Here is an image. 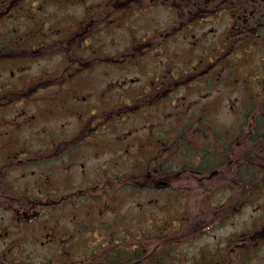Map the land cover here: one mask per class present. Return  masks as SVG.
Listing matches in <instances>:
<instances>
[{
	"label": "rangeland",
	"instance_id": "374dc122",
	"mask_svg": "<svg viewBox=\"0 0 264 264\" xmlns=\"http://www.w3.org/2000/svg\"><path fill=\"white\" fill-rule=\"evenodd\" d=\"M102 1L105 0H64L60 3H46L41 9L38 8L36 22L41 28V38L44 41L41 45L37 44L31 56L23 61L0 65V97L5 91L11 90L12 84L20 89L25 88L24 81L37 84L33 87L36 88L35 91L28 94L30 99L22 96L17 103L9 102L10 105L0 107V132L10 131L2 139L3 142L28 145L35 151L52 140L58 144L77 131L82 124H79V119L83 120L87 113L94 114L97 111L95 109L106 99V88L112 87L111 91H115L117 86L125 89L127 86H143L149 82V75L169 70L171 65L173 68L192 66L204 54L205 47L213 44L218 46L226 32L227 21L223 18L208 20L205 17L202 23L191 24L184 32L178 33V29L176 33L173 29L177 16L172 13V9H147L135 17L136 21H123L113 27V31L109 32L107 29L99 32L93 39L97 52L106 54L123 48L131 38H148L153 36L155 28L161 30L158 40H164V44L157 50L148 52L138 69L131 67L122 71L97 66L86 76L71 81L64 87L63 83L55 85L58 78L54 79L52 72L59 71L62 68L61 61L66 60L63 52L65 46L60 42L63 27H74L84 17L85 7ZM14 20L12 16L8 19V25L2 27L4 36L22 31L16 28ZM20 22L18 20L17 24ZM88 49L86 54H91L92 48ZM249 50L253 52L252 49ZM236 55L237 53H233L226 58L233 60ZM253 58L257 62L256 57ZM239 71L243 70H232L233 75L237 76L235 73ZM46 72L50 74L46 76ZM256 80L257 75L252 72L245 76L242 85L250 92H255ZM246 93L247 91L238 96L232 89L221 86L209 91L197 90L196 93L179 90L173 98L166 101V105L155 110L161 119V127L157 131L167 133L168 129L181 130L182 123L195 114L193 110L196 105L205 106L210 121L220 129H234L233 126L241 118L238 112L241 107H244L243 119H262L263 112L255 110V107L254 112L248 111L251 103L248 95L252 94ZM12 97L14 96H9ZM252 97L255 104L264 103V97ZM113 98L120 100L121 95L113 93V97L107 96L108 103ZM3 101L7 102L8 99ZM200 110L202 108L197 109V112ZM120 118L116 115L114 123L108 120L105 128H101L99 134L91 138L97 144L94 148L83 145L75 153L60 160L37 166L23 165V169L16 168L9 174L7 190L15 197L21 194L40 199L49 196L58 201L61 195L87 186L98 178V173L100 178L103 172L112 178L111 182L116 186L115 191L108 195L101 192V200L97 202L86 203L81 200L76 205H53L50 212L42 214L46 217L37 221L29 230L20 228V234L24 236L22 246L19 245L18 249L17 246L9 248V240L3 230L0 232V261L3 264H34L48 260L60 249V242H51L50 237L63 235L66 226L72 227L78 222L87 224V220H92L94 226L89 224L83 233H78V237L69 240L82 249L76 258L87 254L94 256L87 260L88 263L94 259L103 264L101 259L105 260L109 255L106 256L108 251H101L102 248L115 247L116 241H120L121 245L122 236L148 237L149 228L156 226L161 234L162 230L167 233L165 235L171 241L169 251L173 264L203 263L204 256L212 257L214 262L216 256L219 257L224 252L225 262L229 264H264V233L251 237L254 231H261L264 227V187L257 191H243V198H240V186H235L240 174L239 166L243 164L242 157L248 155L253 139L245 136L241 146L238 138L229 142L230 150L224 156L223 166L215 168L219 172L210 176L209 180H203L201 176L182 167V164H189L190 159L169 156L164 159L167 176L172 178L167 188L155 190L132 187L125 190L122 183L126 182L130 172L133 173L137 160L144 157L140 150L142 143L137 140V136L146 137L154 127L144 119ZM3 126L7 128L3 129ZM224 135L232 136L231 133ZM215 160L218 158H212L208 162L215 165ZM115 179L119 180L114 181ZM261 181L264 182V176H261ZM234 194L238 202L253 194L254 199L239 210H234L239 206L238 202L234 204L233 210L222 209L221 205L228 198L233 199L234 203ZM88 205L92 206L91 210H88ZM4 206H0V227L8 225L11 219L10 208ZM159 218L163 220L160 223L163 228L151 226L154 221L159 222ZM177 218L179 219L176 221ZM208 222L210 228L208 226L205 230ZM17 236L13 234L11 239L16 240ZM146 246L156 249V243ZM250 255L252 257L248 259ZM220 260L223 262V257ZM74 264L82 263L77 260Z\"/></svg>",
	"mask_w": 264,
	"mask_h": 264
},
{
	"label": "flooded vegetation",
	"instance_id": "af4514ba",
	"mask_svg": "<svg viewBox=\"0 0 264 264\" xmlns=\"http://www.w3.org/2000/svg\"><path fill=\"white\" fill-rule=\"evenodd\" d=\"M60 1L64 0H0L1 66L4 63L23 61L26 57L31 56L37 44L41 45L44 39L41 38V28L38 27L36 22L38 18L36 11L46 3L54 4V2L60 3ZM165 7L172 9V13L177 16L175 28L173 29L176 33L178 29H180L178 33H182L191 24L202 23L205 17L208 20L210 18L218 20L223 18L227 21V24L226 32L219 42L220 44L218 46L214 44L206 46L204 54L200 55L198 61L192 66L173 68L171 65L169 70L149 75V82L143 86H127L126 89L123 86H117L118 89L115 91H111L112 87L106 88L104 92L106 99L95 109L97 111L94 110V114L87 113L83 120L79 119V124H82L77 131L68 137H61L63 139L58 144H55L52 140L35 151L28 145L3 142L2 139L10 131L0 132V206L6 205L4 207L10 208L11 213L9 224L2 225L0 232L4 230L3 234L9 240L10 249L13 246H17V249L19 245L22 246L21 241L24 234H20L22 231L20 228L29 230L37 221L46 217L42 214L50 212L53 205H76L81 200L86 201V203L97 202L101 200V192H106L107 195L111 191L114 192L116 184L109 181L110 176L108 174L104 175L103 172V175L99 178L98 173V178L87 184V186L65 193L60 196L61 198L58 201H55L49 196H43L40 199L35 198L33 195L21 194L15 197L7 190L9 189L7 187L9 174L16 168L23 169V165L37 166L48 161L60 160L75 153L83 145L91 149L94 148L97 144L91 138L96 137L101 128H105L107 125L105 123L108 120L114 123L116 115L121 117L120 120H131L133 117L144 119L145 122H149L154 127L146 137L137 136V140L142 143L140 144V150L144 157L140 161V166L134 168L133 171L139 172L141 179L139 181L135 179L134 182L126 180L124 183L125 190L132 187L156 189L164 184L168 186L172 182V178L168 177L169 175L165 171L164 159L166 157L188 158L191 165H203V168H206V159L212 158V155L217 158L225 156L228 149L230 150L228 143L238 138V143L241 146L245 136L253 139V145L251 150L248 151V155L242 157L243 164L239 166L240 174L235 186H240V192L243 190H258L259 179L264 176V103L262 105L255 104L252 95L256 99L264 97L262 96L264 91V37H262L264 30V0H105L94 3L92 6L85 7L84 17L74 27H63L60 42L65 46L63 52L66 60L61 61L62 68L59 71L52 72L54 79H61L55 85L63 83L64 87L67 83L86 76V74H89L88 72L97 66H106L122 71L131 67H134L132 68L134 70L138 69L148 52H153L154 49L157 50L158 47L160 48L164 44V40H158L161 30L155 28L153 36L148 38H131L123 48L106 54L98 53L94 48V36H98L99 32L107 29L109 32L113 31L112 28L122 24L123 21L125 23L132 19L136 21L137 18L135 17L147 9ZM12 16L15 18L13 22L16 28L22 31L4 36L1 31L2 27L8 25V19ZM18 20L21 21L19 24H17ZM48 44L51 45L49 42ZM88 48H92L91 54H86L89 51ZM228 49H230V52ZM249 49H252L253 52ZM233 53H237L233 60L226 58L227 55ZM253 57H256L257 62ZM236 68L243 71L235 73L237 76H234L232 70ZM252 72L257 75L255 92H250L242 85L245 76ZM49 74L50 72L45 73L46 76ZM23 83L26 85L24 89L12 84L11 90L5 91L1 95V108L10 105L9 102L17 103L22 96L27 100L30 99L28 94L35 91L36 88L33 89V87H36L37 84H32L29 81ZM220 86L232 89V91L238 93V96H242L245 91L252 94L248 95L251 101L248 105V111L252 110L254 112L255 107V110L263 112L262 119L258 117L243 119L244 107H241L238 110L241 118L237 120L235 128L233 130L220 129L219 126L210 121L205 106L196 105L195 110H193L195 114L190 116L187 122L182 123L181 130L179 128H176L175 131L168 129L167 133L157 131L161 119L155 110L162 105H166V101L173 98L177 91L184 90L196 93L197 90L209 91L218 89ZM2 87L4 89L3 85ZM26 90L28 92H23ZM113 93L121 95V99L115 100L113 98L114 100L108 103L107 96L111 98ZM9 96L14 97L9 98ZM2 99H8V101L5 102ZM201 108L202 110L197 112V109ZM148 119H153V121ZM6 128L3 126V129ZM227 133H231L232 136L225 137L224 134ZM188 165L190 164H182V167L187 170ZM81 166L84 167V164H81ZM199 170L201 169L191 167L187 171L201 176L200 178H203V180H209L210 176L219 172L210 169ZM244 172H246V175H244ZM239 197L242 198V196ZM91 208L92 206L88 205V210H91ZM92 222V220H87V224L78 222L75 226H66L63 235L50 237L51 242L56 244L58 241L60 242V249L56 250L58 252L48 259L49 261L46 260L47 264H57L59 258L57 256L60 254L67 256V259L66 257L63 259L65 264H74L77 260L81 261L82 264H100L98 260L94 259L91 260V263H88L87 260L94 257L88 256V254L76 258L82 252V249L78 244L69 242V240L78 237V233H83L89 224L93 225ZM161 222L163 220L159 218V222L154 221L151 226L158 225L161 229L163 228ZM208 226L210 228L209 222L205 225V228ZM50 231L54 232L53 230ZM162 232L161 234L155 226V228H149V236L145 238L122 236L121 245H119L120 241H116L115 247L101 249V251H108L106 256L109 255L101 261L103 264L109 262L115 258L119 250L129 248L139 253L136 256L139 258L129 264H173L169 251L171 241L165 235L167 233L163 230ZM263 233L264 227L261 231H254L251 237ZM13 234L20 237L17 236L16 240L15 238L11 239ZM133 239L137 240L132 241ZM154 242L156 243V249L146 246V244H155ZM131 243L133 246H130ZM98 251H100V248ZM224 254L221 253V256H216L214 262H212V257L204 256L203 263L198 264H229L225 262ZM222 257L223 262L220 260ZM251 257L252 255L247 258Z\"/></svg>",
	"mask_w": 264,
	"mask_h": 264
},
{
	"label": "trees",
	"instance_id": "16d2710c",
	"mask_svg": "<svg viewBox=\"0 0 264 264\" xmlns=\"http://www.w3.org/2000/svg\"><path fill=\"white\" fill-rule=\"evenodd\" d=\"M61 81V79L59 78L57 80V82ZM214 151V150H213ZM213 157H216L214 155H212V158ZM214 159H217V158H214ZM222 158H218V160H220ZM227 159V158H226ZM213 161L214 163H216L215 165L209 163L208 161L206 162V168H203V165H200V166H195L194 164L191 165V163H189L190 165H188L186 167V169L188 170L189 168L193 167V168H199V169H213V168H218L219 165H221L223 162H224V158L221 162L219 161ZM211 162V161H210ZM212 162V163H213ZM223 166V165H221ZM117 179H115L114 181H116ZM133 179H130L129 181H131ZM111 181V180H110ZM263 184H260L259 183V186H258V190L259 188H262ZM244 193L245 191L247 190H243ZM243 191L241 192V194L239 196H242L243 198ZM235 195V194H234ZM235 200H234V203L233 202V199H230L228 198L226 201H224V203L221 205L222 209L223 208H227L228 210H233L234 206L236 205V203L238 202L236 199H237V196L235 195ZM252 198V196L250 197H246L245 200H243V202H238L239 206L238 207H235L234 210H239L241 209L242 207H244L246 205V203ZM235 204V205H234ZM137 255H139L138 252L132 250V249H129V248H125V249H122V250H119L115 256V258L111 261L108 262V264H129L131 262H134V260H136L137 258L139 257H136ZM58 258V263L57 264H65V261L63 259H67V256H63V254H60ZM49 261V260H48ZM213 262V261H212ZM0 264H3L2 260L0 261ZM20 264H27V263H23L21 262ZM34 264H47L46 260L43 261V262H39V263H34Z\"/></svg>",
	"mask_w": 264,
	"mask_h": 264
}]
</instances>
